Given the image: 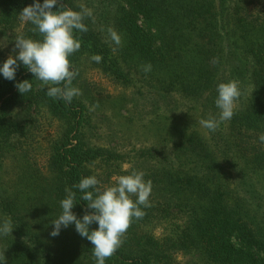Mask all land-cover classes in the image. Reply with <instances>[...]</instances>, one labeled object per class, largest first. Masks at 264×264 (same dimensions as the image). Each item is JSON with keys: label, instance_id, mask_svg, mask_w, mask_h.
Returning <instances> with one entry per match:
<instances>
[{"label": "trees", "instance_id": "16d2710c", "mask_svg": "<svg viewBox=\"0 0 264 264\" xmlns=\"http://www.w3.org/2000/svg\"><path fill=\"white\" fill-rule=\"evenodd\" d=\"M35 2L0 0V34L9 33L14 43L21 35L42 40L31 22L19 19ZM60 2L93 13L83 21L88 31L74 32L81 48L69 58L79 70L73 86L82 94L71 103L48 97V86L19 61L14 80L0 73V224L10 219L13 226L11 234L0 235L5 264H96L93 245L75 224L50 235L62 214L60 201L65 189L74 192L72 211L82 219L87 202L73 185L96 176L103 191L115 184L114 175L133 170L152 183L151 207L141 206L146 215L133 220L105 264H178V253L192 256L194 264H264V0ZM108 27L122 38L115 52ZM95 54L100 63L90 59ZM7 58L0 49V67ZM148 63L152 70L145 73L141 66ZM85 65L124 89L138 81L137 92L150 106L144 126L155 143L139 148L129 169L120 150L94 143L86 129L92 125L88 101L100 106L109 96L89 82L80 85ZM24 80L32 88L21 94L16 84ZM229 81L239 82L242 95L232 119L211 132L200 120L218 119L217 86ZM41 117L57 124L43 165L30 155ZM13 153L23 164L10 189L1 170ZM158 222H174L177 232L157 236Z\"/></svg>", "mask_w": 264, "mask_h": 264}, {"label": "clouds", "instance_id": "9594fccd", "mask_svg": "<svg viewBox=\"0 0 264 264\" xmlns=\"http://www.w3.org/2000/svg\"><path fill=\"white\" fill-rule=\"evenodd\" d=\"M59 3V10L53 11V7ZM80 11L72 10L60 0H43V4L36 0L32 5L23 8L19 14L21 22H31L42 40H34L18 36L15 40V48L18 54L9 55L0 73L8 80H14L19 62L30 71L34 77L41 81V87L48 86L46 95L51 98H59L71 103L74 97L80 96L81 90L73 86V80L79 75V70L72 69L69 59L81 48V41L75 37L74 32L88 31L83 22L85 18L93 16L92 10L80 6ZM108 37L116 47L122 45V38L112 27L107 28ZM93 62L100 63L102 56L95 54L90 58ZM218 61L214 60L213 63ZM145 73L152 70L150 63L141 66ZM21 94L29 92L32 84L28 80L16 84ZM218 96L215 105L219 109V117L201 119L203 128L215 132L222 122L230 121L234 116L237 102L242 95L239 82L229 81L219 83L217 86ZM99 105H93L90 110H95ZM260 142L264 143V134L259 136ZM127 168V166H125ZM145 173L131 171L130 174L113 177L115 184L100 191L97 187L100 181L96 176H89L80 180L74 188H78L83 195L81 200L87 202V208L82 219L77 218L72 209L75 203V193L65 189L67 197L60 201L62 214L52 224L54 228L50 233L56 237L61 228H67L75 224V230L93 245V256L96 264H105L106 259L112 257L122 246L126 238L127 230L133 220H140L146 215L143 208L151 207L149 197L152 191L150 180L145 181ZM93 189L94 191H90ZM133 197H136L133 200ZM91 209L92 211H87ZM93 223L98 228L89 230ZM13 226L10 219H5L0 224V235L7 236L12 233ZM6 257L0 253V264H5Z\"/></svg>", "mask_w": 264, "mask_h": 264}, {"label": "rangeland", "instance_id": "374dc122", "mask_svg": "<svg viewBox=\"0 0 264 264\" xmlns=\"http://www.w3.org/2000/svg\"><path fill=\"white\" fill-rule=\"evenodd\" d=\"M8 34H0V49L4 50L6 55H12L10 51L15 43L9 39ZM9 39V40H8ZM8 40V41H7ZM85 73L81 79L80 85H86L89 82L94 90H100L103 94L109 97L104 100L103 104L91 110L92 125L86 128L91 135V140L97 144H105L116 147L120 150L125 159L123 163L124 169H129L132 163L138 161V149L144 145H150L155 141L152 139V132L145 130L144 122L151 119L150 106H147L143 97L138 94V81L134 88L124 89L116 85L113 81L104 77V75L92 69L89 65L84 67ZM127 96V97H126ZM146 98L148 96L146 95ZM184 105L186 102L182 100ZM89 109L93 105L88 101ZM139 107H145V110H140ZM39 130L36 132V141L34 147L36 150L30 155L34 156L35 161L41 165L45 163L48 148V138L55 135L57 124L55 121L46 120L41 117ZM41 141L42 144H36ZM36 144V146H35ZM41 147H37L40 146ZM23 164L21 157L10 154L6 159L1 170V177L7 187L13 189L17 182L20 167ZM127 166V168L125 167ZM120 175H114L118 177ZM112 181L113 178H112ZM177 232V224L174 222H158L155 229L157 236L174 235ZM195 259L184 253L177 254L178 264H194Z\"/></svg>", "mask_w": 264, "mask_h": 264}]
</instances>
